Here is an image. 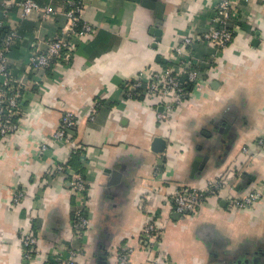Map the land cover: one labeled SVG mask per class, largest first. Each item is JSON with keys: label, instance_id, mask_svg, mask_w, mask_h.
I'll list each match as a JSON object with an SVG mask.
<instances>
[{"label": "crops", "instance_id": "crops-1", "mask_svg": "<svg viewBox=\"0 0 264 264\" xmlns=\"http://www.w3.org/2000/svg\"><path fill=\"white\" fill-rule=\"evenodd\" d=\"M20 1L0 0L5 26L23 36L10 52L19 78L31 43L60 36L67 23L65 0H52L49 18L24 16ZM159 1L162 11L143 0H90L84 18L95 32L26 89L18 130L0 140V264H56L73 249L80 264H117L128 248L130 264H264V197L234 203L264 187V0L241 9L228 46L196 43L203 76L168 121L157 118V98L129 97L125 84L171 62L185 36L209 29L215 0ZM154 27L162 30L158 41ZM67 111L78 120L71 143L54 138ZM59 162L88 179L90 224L82 235L72 226L69 181L53 173ZM216 179H229L218 196L175 211L177 188ZM16 190L24 192L19 203ZM150 223L159 228L155 246L144 239ZM22 230L40 238L29 262Z\"/></svg>", "mask_w": 264, "mask_h": 264}, {"label": "built area", "instance_id": "built-area-1", "mask_svg": "<svg viewBox=\"0 0 264 264\" xmlns=\"http://www.w3.org/2000/svg\"><path fill=\"white\" fill-rule=\"evenodd\" d=\"M252 0H215L213 7V25L202 33L187 35L183 43L172 47L171 62L158 69L144 70L125 84L129 97L144 94L151 99L157 98L163 107L157 112V118L168 121L184 100L190 96L187 86H198L201 78V61L193 53L196 43L207 42L217 48L228 46L234 41V23L240 19L241 9L251 4ZM23 15L37 11L44 18L56 14L52 0L41 3L39 0H21ZM90 0H65V15L67 23L60 36L50 38L43 43H31V55L26 75L15 77L11 69L10 52L14 45L23 40L22 34L14 26H10L0 43V140L18 130L21 118L25 111L24 93L37 82V76L45 71L55 60L64 54L67 56L74 52L76 40L92 35L96 25L84 18L86 7ZM5 26V20H0V28ZM77 115L67 111L62 116L60 127L54 133V138L66 143H71V130L77 126ZM259 144L264 146V137ZM47 144L42 145L46 150ZM53 173L67 177L74 196V212L72 226L82 235L90 224L88 192V179L85 174L71 167L70 164L59 162L54 166ZM229 179H216L203 187H179L173 194L174 208L179 214L194 211L207 199L216 197L223 191ZM24 196L22 190L14 192V202L19 203ZM264 197V187L255 188L243 196L235 198L236 206L242 208L255 203ZM159 228L155 223H150L144 231V239L151 246H155ZM24 259L29 262L34 254L39 252V236L27 230L21 231ZM133 250L128 248L118 254L117 264H130ZM79 251L73 249L65 257H57L56 264H80Z\"/></svg>", "mask_w": 264, "mask_h": 264}, {"label": "water", "instance_id": "water-1", "mask_svg": "<svg viewBox=\"0 0 264 264\" xmlns=\"http://www.w3.org/2000/svg\"><path fill=\"white\" fill-rule=\"evenodd\" d=\"M138 1H142V0H138ZM155 3L156 4H154V5H156V7H157L158 10L162 11L164 9L163 4L159 0H157V2H155ZM143 4L154 7L153 2L150 3L148 0H143ZM158 16L160 17L161 16V13H159ZM159 21L162 22V18H160ZM161 31L162 30H161L160 27H154L153 32L157 36V41L160 40V38H161V36H160V33H162ZM154 141H155V143H162L163 142V145L166 144L164 138H161V137H156ZM155 149L158 150V151H160V150H162V147H158V148L155 147Z\"/></svg>", "mask_w": 264, "mask_h": 264}, {"label": "trees", "instance_id": "trees-1", "mask_svg": "<svg viewBox=\"0 0 264 264\" xmlns=\"http://www.w3.org/2000/svg\"><path fill=\"white\" fill-rule=\"evenodd\" d=\"M39 1H40L41 3H43L41 0H39ZM1 11H3V7L0 6V20H4V15L1 14V13H2ZM8 30H9V27H8V26H3V27L0 28V43L2 42V39H3V37L5 36V34L7 33ZM161 60H162V59H161ZM162 62H163V60H162ZM164 62H166V61H164ZM169 62H170V61H167V62L165 63V65H168ZM193 88H194V86H193L192 84H190V85L187 86V89H188L190 92L192 91Z\"/></svg>", "mask_w": 264, "mask_h": 264}]
</instances>
